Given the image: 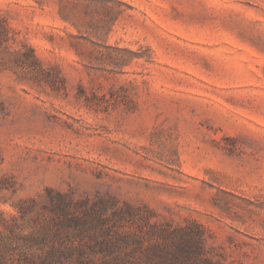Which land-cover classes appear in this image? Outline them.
Segmentation results:
<instances>
[{
	"label": "rangeland",
	"instance_id": "374dc122",
	"mask_svg": "<svg viewBox=\"0 0 264 264\" xmlns=\"http://www.w3.org/2000/svg\"><path fill=\"white\" fill-rule=\"evenodd\" d=\"M0 18V251L53 231L50 192L73 216L129 206L119 232L184 230L176 264H264V0H0Z\"/></svg>",
	"mask_w": 264,
	"mask_h": 264
},
{
	"label": "trees",
	"instance_id": "16d2710c",
	"mask_svg": "<svg viewBox=\"0 0 264 264\" xmlns=\"http://www.w3.org/2000/svg\"><path fill=\"white\" fill-rule=\"evenodd\" d=\"M7 34V24L0 18V37ZM49 199L53 231L21 238L12 235L0 251V261L8 255L11 264H176L186 256L184 230L152 225L145 233L117 231L137 216L127 205L108 217L102 202L95 201L81 215L73 216L70 208L75 204L68 197L49 192ZM139 218L148 225L147 217ZM153 237L161 241L144 247L143 242ZM19 240L22 243H14ZM95 256L100 257L99 262L94 261Z\"/></svg>",
	"mask_w": 264,
	"mask_h": 264
}]
</instances>
